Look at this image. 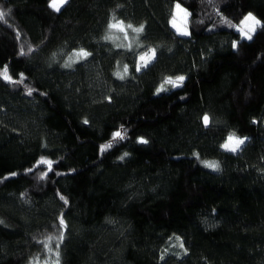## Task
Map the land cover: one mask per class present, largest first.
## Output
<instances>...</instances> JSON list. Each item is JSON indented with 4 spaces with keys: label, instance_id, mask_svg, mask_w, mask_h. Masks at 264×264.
Here are the masks:
<instances>
[{
    "label": "trees",
    "instance_id": "trees-1",
    "mask_svg": "<svg viewBox=\"0 0 264 264\" xmlns=\"http://www.w3.org/2000/svg\"><path fill=\"white\" fill-rule=\"evenodd\" d=\"M51 2L0 0V264H264V0Z\"/></svg>",
    "mask_w": 264,
    "mask_h": 264
},
{
    "label": "rangeland",
    "instance_id": "rangeland-1",
    "mask_svg": "<svg viewBox=\"0 0 264 264\" xmlns=\"http://www.w3.org/2000/svg\"><path fill=\"white\" fill-rule=\"evenodd\" d=\"M66 2L67 0H52L51 5L55 9L59 10ZM189 18V10L180 3L176 2L173 7V17L171 18V25L180 35L188 36L190 34L188 26ZM261 24L262 20L255 13L248 12L241 21V23L237 26V30L240 31L241 36L243 38L250 39ZM142 30L143 25L135 26L130 23L119 20L111 24L108 37L111 39V41H113L115 45H118L120 47H133L137 49H142L143 45L139 41ZM139 56L143 60V64H147L148 62L154 59L155 54L152 50H143L141 53H139ZM79 57H81L80 53L76 52L68 58V61H73L74 59H77ZM141 64L142 63L139 62V67H141ZM184 79L185 77L171 79L170 83L178 86L182 84ZM244 142V138L230 135L228 136L226 142L223 144V148L229 151H237L239 148H241ZM182 247V241L176 238L172 240L171 244L168 247V251H176L178 249H181ZM53 264L58 263L53 262Z\"/></svg>",
    "mask_w": 264,
    "mask_h": 264
},
{
    "label": "water",
    "instance_id": "water-1",
    "mask_svg": "<svg viewBox=\"0 0 264 264\" xmlns=\"http://www.w3.org/2000/svg\"><path fill=\"white\" fill-rule=\"evenodd\" d=\"M204 122H205V126L208 127L209 126V117H208V115H206L204 117Z\"/></svg>",
    "mask_w": 264,
    "mask_h": 264
}]
</instances>
